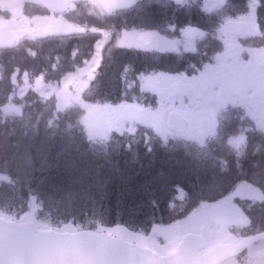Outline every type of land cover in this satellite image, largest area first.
Masks as SVG:
<instances>
[{
    "label": "trees",
    "instance_id": "16d2710c",
    "mask_svg": "<svg viewBox=\"0 0 264 264\" xmlns=\"http://www.w3.org/2000/svg\"><path fill=\"white\" fill-rule=\"evenodd\" d=\"M11 55L12 52L0 51V216L14 220L20 209L30 208L32 201L38 210L37 222L46 229L100 232L123 228L144 234L175 223L202 203H212L220 197L207 198L200 188L181 180L164 190L153 182L149 188L137 183L139 168L157 167L153 155L164 147L151 132L148 134L152 137L145 140L147 131L143 128L135 137L112 134L90 138L83 121L90 107L95 103L117 106L135 100V95L127 100L122 97L118 77H100L90 84L84 96L88 95L92 102L83 99L84 105L62 107L55 97L44 99L33 89L17 94L23 84L22 75L29 69L18 61L12 62ZM15 55L24 56L19 52ZM15 73L16 83L12 80ZM36 76L29 74L32 79ZM179 149L173 147L176 156L187 154L190 165L199 173L201 168H209L226 174L232 167L241 168L252 154L245 152L237 164L233 157H203L189 146L181 154ZM249 177L232 178L227 189ZM259 191L264 194V188ZM239 206L250 216L253 226L263 217L264 204Z\"/></svg>",
    "mask_w": 264,
    "mask_h": 264
},
{
    "label": "rangeland",
    "instance_id": "374dc122",
    "mask_svg": "<svg viewBox=\"0 0 264 264\" xmlns=\"http://www.w3.org/2000/svg\"><path fill=\"white\" fill-rule=\"evenodd\" d=\"M78 7L79 9L81 8L79 12H77L78 8L76 9L75 6L71 8L73 11L71 15L67 16V20L76 26L87 29L88 35L85 38L89 41L87 42L85 38L78 37L75 43L79 46V53L85 48L86 43H88V46L83 52V55L88 58L74 59L73 57L77 54V47L71 48L70 53L67 52L74 42L70 44V42L65 41L49 40L43 41L39 45L35 42L36 39L34 37L28 38L25 45H33L35 47L32 55L37 51L39 54V62L41 63L48 64L58 53L60 60L58 56L57 58L55 57L54 66H59V69L57 67L53 69L56 72H63L58 77L54 76V73L52 75L53 78L40 75L37 78L28 79L27 75L24 77L22 75L23 84L17 94L24 95L30 88H35V91L44 97V99L55 97L56 103L58 102L62 107L84 105L81 103L83 99L86 102L89 100L92 102L87 94V96H84L85 92L90 88V83L95 82L97 78H102L107 74L108 70L111 69L112 71L127 56L122 45L123 47L137 48L136 30L126 27L120 33L119 37L116 34H112L108 38V35L104 32L105 14L102 10L96 5H91V3L81 6L78 5ZM29 10L30 12L25 10L17 2L0 3V24L3 23L9 26L10 29H19L21 27L38 28L42 20L44 21L42 18L46 16L45 11L41 8ZM248 16L247 22L251 25L254 38L258 33L256 30L257 16L255 13L248 14ZM253 43V50L257 49L256 44L260 45L259 41L253 40ZM104 45H108V48L103 51ZM169 45L170 40L164 39L156 42L153 48L159 47L162 50L169 51L171 50ZM87 51H89V56ZM259 52L261 56H264V48L259 50ZM30 57L35 58V56ZM28 58L22 56L16 59L12 56L11 61H18L24 66H32L35 61L33 59L28 60ZM261 61L262 59L258 58L254 62L250 70L255 71V73L251 76L250 74L246 76L243 73L241 76H235L234 78L233 73L229 81H221L212 84L210 87L202 86L196 89H190L184 86V79L179 80L169 74L145 79L140 90L142 93H137L132 88L120 87L121 94L128 95V98L133 95L141 96V100H146L145 102L147 103L152 99V106L146 108L145 118L141 122H129L121 118L119 112L124 106L123 103V105L120 104L117 106H109L103 103H95L94 107L87 105L86 107L90 108L87 110L83 121L86 122L91 139L93 137L111 136L114 133H117L116 136L118 137L124 134L133 137L138 133L140 128H143L144 131H147L144 135L145 140H149L152 137L148 134V132H151L155 137L160 139L161 145L164 147H168L169 145V136L176 134L167 128V115L173 110L184 114L188 118V124L185 126L186 129L182 134L183 139H191L200 135L203 136L201 140L197 139L198 145H194L199 147V149L203 145L204 136L207 135L206 130L199 126V120L204 116L210 118L214 127H217L220 122L222 126V122L227 121L230 123L233 121V126L239 129V124L242 122L247 124L249 134L264 136V68L260 66ZM130 65L129 60L121 63L120 69L115 74V76H118L117 81H127L130 77L134 78L137 76H130V73L126 72ZM16 74L12 78L15 83L17 82ZM96 74L97 76L93 80ZM107 75L111 76L109 73ZM170 78L177 79L179 82L176 83L174 80L170 83L168 81ZM218 87H220V91ZM135 99L137 100V97ZM235 108L239 109L234 111L233 109ZM227 111L229 114L222 117V114ZM242 116H245V118ZM233 134L235 137L237 136L236 140H231L228 137V133L222 132L221 135L225 136L223 139L226 141L221 144L217 142L219 144L218 147L236 149L237 153L241 154L239 151L243 150L246 137L238 138L239 133L237 131H233ZM254 148L255 152H257L256 154L262 157L263 144L256 143ZM171 149L161 146L157 153L153 155V157L157 158L159 165L164 164L163 160H171L177 155L173 152V148ZM178 152L182 154V149H179ZM255 159L252 158V160L248 161V169H250V164ZM194 173H197L198 176L191 175L187 178L183 176L181 180L185 182L187 179L190 181L198 180L201 184L200 189L202 190V194L205 196H212L216 191L222 190L219 194L220 197L216 198L211 204L203 203L199 209L180 221L156 228L144 234H134L123 228H105L98 233L135 243L149 248L160 255L168 254L174 250L180 237L187 233L204 236L207 239V248L219 244L232 245L236 243L241 237L247 234L244 226L248 224L246 211L239 205L248 208L256 204L264 203V195L259 192V189L264 186V181L250 178L246 182L241 181L240 183L233 184L230 188L223 191L226 183L232 179L226 177L225 173H217L209 168L203 171L201 168L200 173L199 171H195ZM121 191L125 192V190ZM138 205L140 206L141 204L138 202ZM37 212V208L30 201V208L20 209L19 214L14 220L6 218L4 220L16 223L33 222L38 230H49L37 222ZM262 221L264 222V214ZM239 226L243 230L241 232H234L235 227ZM260 227L263 229L258 232L264 231V223ZM73 229H70L71 233H74ZM235 261L227 260L223 264H264V240L249 246L243 252L240 260L238 262Z\"/></svg>",
    "mask_w": 264,
    "mask_h": 264
},
{
    "label": "flooded vegetation",
    "instance_id": "af4514ba",
    "mask_svg": "<svg viewBox=\"0 0 264 264\" xmlns=\"http://www.w3.org/2000/svg\"><path fill=\"white\" fill-rule=\"evenodd\" d=\"M133 2V7L128 10L110 11L104 8L103 26L108 38L112 34L119 37L126 27L137 31V48L124 46L123 49L128 51V55L137 64L139 90L145 79L166 74L179 80L184 79V86L196 89L229 81L233 73L234 78L243 73L251 76L255 71L250 69L258 58L262 59L260 65L264 68V56H261L258 49L252 48L253 40L262 42L264 48V35L259 24L256 22L258 33L254 38L250 23L247 30L235 33L226 30L229 21L245 22L242 20L244 17L238 18L232 11L236 8L237 0H184L182 4L174 0ZM31 7L37 8L33 5ZM224 11L232 13L224 19L219 15ZM46 14L40 25L58 18L66 19L65 15L47 11ZM192 29L196 32L188 35V31ZM144 36L149 37L148 44L143 43ZM164 39L170 40L171 50L153 48L156 42ZM174 80L179 82L174 78L168 81L171 83ZM218 90L220 91V87Z\"/></svg>",
    "mask_w": 264,
    "mask_h": 264
},
{
    "label": "water",
    "instance_id": "95a60500",
    "mask_svg": "<svg viewBox=\"0 0 264 264\" xmlns=\"http://www.w3.org/2000/svg\"><path fill=\"white\" fill-rule=\"evenodd\" d=\"M42 4L54 12L66 11L70 2L82 0H23ZM110 9H123L131 6L130 0H90ZM182 3L183 0H175ZM246 28L245 24L231 22L227 25L230 32ZM38 38L47 36H68L83 33L73 25L54 22L36 31ZM193 32L190 30V33ZM28 31L9 32L0 26V47H10ZM145 39V38H144ZM145 44L149 43L146 38ZM122 116L128 120H140L142 109L133 105L123 108ZM178 113L168 117V129L176 130L183 122ZM207 123L202 121V125ZM176 125V126H175ZM182 131V130H181ZM180 131V132H181ZM264 239V232L242 240L231 247L218 246L205 254L198 253L206 241L197 235L182 237L178 248L164 257H157L148 249L126 243L106 234L92 231H79L76 234H58L53 231H40L33 222L16 223L0 218V264H216L234 256L247 245Z\"/></svg>",
    "mask_w": 264,
    "mask_h": 264
},
{
    "label": "bare ground",
    "instance_id": "6f19581e",
    "mask_svg": "<svg viewBox=\"0 0 264 264\" xmlns=\"http://www.w3.org/2000/svg\"><path fill=\"white\" fill-rule=\"evenodd\" d=\"M254 153L246 159L241 168H230L226 173V177L235 178L239 175H247L264 181V151L262 150V157L258 156V154H256L257 152ZM252 158L256 159L255 161H252L253 163L250 164V169H248L247 163L249 160H252ZM163 163V165H159L157 163V167H148L147 165L141 166L139 168V175L136 179L137 183L145 185L146 188H149L150 183L153 182L160 186L159 189L162 188V190H164L169 187L168 185L172 184V182L181 180L183 176L186 178L191 175L198 176L197 173H193L196 171V168L190 165V161L186 156H175L171 160H163ZM180 171H188L189 173L182 174ZM148 181L149 183L147 184ZM183 182L192 188L201 187L198 180L190 181L187 179L186 182Z\"/></svg>",
    "mask_w": 264,
    "mask_h": 264
}]
</instances>
